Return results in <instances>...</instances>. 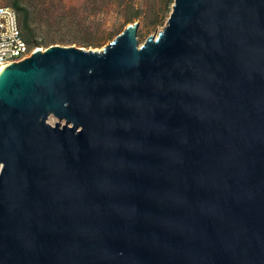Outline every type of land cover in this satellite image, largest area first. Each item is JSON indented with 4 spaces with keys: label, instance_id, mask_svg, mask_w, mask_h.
Masks as SVG:
<instances>
[{
    "label": "water",
    "instance_id": "95a60500",
    "mask_svg": "<svg viewBox=\"0 0 264 264\" xmlns=\"http://www.w3.org/2000/svg\"><path fill=\"white\" fill-rule=\"evenodd\" d=\"M137 29L0 73V264H264V0Z\"/></svg>",
    "mask_w": 264,
    "mask_h": 264
},
{
    "label": "rangeland",
    "instance_id": "374dc122",
    "mask_svg": "<svg viewBox=\"0 0 264 264\" xmlns=\"http://www.w3.org/2000/svg\"><path fill=\"white\" fill-rule=\"evenodd\" d=\"M12 1L0 0V6H11ZM17 1L33 19V39L37 42L35 46L41 50L50 45L102 50L129 24L124 23L127 13L123 9L125 3L141 11L139 19L134 20L138 22V44L148 36H157L166 23L163 16L165 0H110L107 5L98 7V3L95 8H91L85 0Z\"/></svg>",
    "mask_w": 264,
    "mask_h": 264
},
{
    "label": "built area",
    "instance_id": "2783aa9c",
    "mask_svg": "<svg viewBox=\"0 0 264 264\" xmlns=\"http://www.w3.org/2000/svg\"><path fill=\"white\" fill-rule=\"evenodd\" d=\"M39 50L25 39L17 11L9 5L0 6V67L22 61Z\"/></svg>",
    "mask_w": 264,
    "mask_h": 264
},
{
    "label": "trees",
    "instance_id": "16d2710c",
    "mask_svg": "<svg viewBox=\"0 0 264 264\" xmlns=\"http://www.w3.org/2000/svg\"><path fill=\"white\" fill-rule=\"evenodd\" d=\"M85 1L87 4L90 5L91 8H95V6L98 3H99V5H97L98 7H100L101 5H107L110 0H106L105 3L103 2V0H101V2H99V0H85ZM172 3H173V0H165L164 9H163V12H164L163 16L165 19H167L168 15H169ZM125 5L126 6L123 9L126 10L127 13L124 16V23L125 24L133 23L134 20L139 19L141 11L138 8H133L132 5H128L127 3H125ZM11 6L18 13L20 24H21V27L23 29V33H24V37H25L26 41L31 46H35L37 44V42L33 39L34 29L31 27V23H32L33 19L31 18L29 12L27 11L26 8L21 7L17 0H13L11 2ZM129 8H130V10H129ZM87 45H89V44H87Z\"/></svg>",
    "mask_w": 264,
    "mask_h": 264
},
{
    "label": "bare ground",
    "instance_id": "6f19581e",
    "mask_svg": "<svg viewBox=\"0 0 264 264\" xmlns=\"http://www.w3.org/2000/svg\"><path fill=\"white\" fill-rule=\"evenodd\" d=\"M41 50V49H39ZM42 51V50H41ZM5 69V67H0V73Z\"/></svg>",
    "mask_w": 264,
    "mask_h": 264
}]
</instances>
